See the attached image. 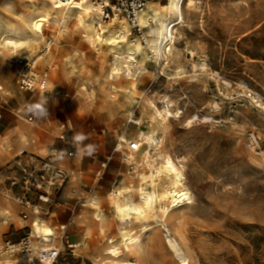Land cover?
Wrapping results in <instances>:
<instances>
[{
  "label": "rangeland",
  "instance_id": "rangeland-1",
  "mask_svg": "<svg viewBox=\"0 0 264 264\" xmlns=\"http://www.w3.org/2000/svg\"><path fill=\"white\" fill-rule=\"evenodd\" d=\"M98 1L93 4L100 6ZM148 1L160 10L169 4ZM190 1L185 0L183 21L173 30L172 50L161 60L149 49L152 21L142 23L148 37L144 45L130 23L117 17L128 26V45L144 47L146 58L131 76L122 70L112 77L114 68L127 65L116 60L126 45L113 51L106 45L93 48L84 15L34 31L29 23L45 11V0H0V264H16L35 245L40 254L27 264H50L42 253L53 249L60 251L53 264H111L115 257L107 250L119 245L121 230L138 233L143 222L156 220L134 251L119 245L118 259L181 264L167 244L166 227L189 264H264V153L257 155L246 141L253 132L264 146V110L251 104L239 86L248 82L264 100V0ZM115 18L101 15L100 23L110 27ZM11 33L22 38L16 52L2 44L3 37L13 38ZM50 37L55 43L45 53L43 44ZM39 56L37 72L49 78L48 92H40L47 98V113L29 124L22 109L38 102V91L19 90L17 65ZM216 102L219 110L213 108ZM152 105L162 114L169 110L155 135L161 140L157 147L179 168L192 203L166 218L150 213L146 222L121 221L110 203L112 192L122 180L135 186L141 181L136 174L129 177L123 159L130 152L127 142L121 152L114 148L119 140H136L135 122L151 115ZM26 128L38 134L30 137ZM78 134L85 139L75 140ZM54 148L73 154L63 160L71 163L63 166L68 183L60 192L52 187L28 191L22 169L32 164L39 169ZM169 182L164 175L160 184ZM24 195L28 210L21 204ZM33 222L54 234L48 240L40 234L31 238Z\"/></svg>",
  "mask_w": 264,
  "mask_h": 264
},
{
  "label": "bare ground",
  "instance_id": "bare-ground-1",
  "mask_svg": "<svg viewBox=\"0 0 264 264\" xmlns=\"http://www.w3.org/2000/svg\"><path fill=\"white\" fill-rule=\"evenodd\" d=\"M191 1L190 3H192ZM184 3L185 0H169V4L162 10L152 4H146V8L140 16L141 24L147 23L149 20L154 24L149 31L151 37L149 49L157 60L168 56L172 50L175 40L173 30L175 26H178L183 21ZM45 8V11L39 15H34L29 23L34 31L42 30V25L44 27L50 25L60 27L73 14H76L79 19L81 15H84L85 20H82L87 23V26L85 23L83 24L87 27L85 28L88 32L87 37L93 48L99 49L101 46L106 45L113 51L122 47V44L126 45V49L117 54L116 60L120 64L127 63V65H122V69L114 68L111 73L112 77L119 75L122 70L125 76H131L132 69L135 67L140 69L142 67L141 65L146 58L144 47L139 44L136 46L128 45L126 40L128 26L125 25L122 19L120 20L116 17L110 21V27L103 26L100 23L102 13L100 6L94 5L93 0H45ZM82 20L80 21L83 22ZM10 37L13 38L5 40L6 37H3L2 44L4 42V47H11L12 51L16 52L22 46V43H20L22 38L16 33H11ZM31 53H33L32 49ZM40 59H43V56H39L36 61ZM150 110L151 115L135 122L137 126L136 140L140 143V148L137 151L124 153L123 158L130 167L128 172L130 179L133 178V174H136L141 183L135 186L131 182L132 180H122L112 192L113 198L110 203L116 209L121 221L134 218L140 222H146L150 213L155 215V219L156 217L159 219L166 218L175 209L192 203V196L184 185L179 168L166 154L159 151V147L154 145L157 129L165 123L169 110L166 109L167 113L162 114L155 105H152ZM180 113L178 112L177 114ZM28 134H30V131ZM125 142L129 145L131 141L125 140ZM164 175H169L170 177V182L167 186L160 184ZM143 184H148L149 188H144ZM133 194L135 195L134 200L131 199ZM157 223L158 221L156 220L154 224ZM154 224L143 222L139 227L138 233L126 229L121 230L119 245L126 252L134 251L140 245L142 236L151 229L153 230ZM32 227L31 238L36 234H40L44 240H48L54 234L53 230L45 224L40 225L37 222H33ZM163 229L167 233L166 241L172 253L181 264H189L188 257L181 245L175 238L171 237L169 229H166V227ZM119 245L114 244L107 250L115 257L111 264H133L131 261L118 259L120 256ZM9 249L11 248L9 247ZM49 252L42 253V260L46 258L51 264ZM39 254L40 249L36 245L31 246L29 251H25L21 257L17 258L16 264L35 263L33 257ZM9 264L14 263L10 262Z\"/></svg>",
  "mask_w": 264,
  "mask_h": 264
},
{
  "label": "built area",
  "instance_id": "built-area-1",
  "mask_svg": "<svg viewBox=\"0 0 264 264\" xmlns=\"http://www.w3.org/2000/svg\"><path fill=\"white\" fill-rule=\"evenodd\" d=\"M147 1L148 0H99L98 2L102 12L101 15L105 20H109L111 16L123 18L130 23L140 41L144 45H147L148 37L145 33V27L139 20L142 12L146 8ZM54 43L55 42L52 37L48 38L43 44V52H50ZM36 62V59L31 61L27 59L19 60L17 65V85L20 91L30 93L36 91L44 93L47 92L49 78L47 74H40L37 72ZM219 83H222L223 85L227 84L221 78H219ZM239 86L241 91L245 92V95L247 99L250 100L251 104L256 106L258 109L264 110V100L256 93H253L254 91L249 88L248 82L244 81ZM227 87L232 88L233 84L228 83ZM217 104L213 105L215 110L220 109L219 104ZM36 105H39L40 107L36 108ZM41 109L43 111H41ZM46 111L47 110L43 102L29 101L23 106L22 114L27 123L33 124L43 119L47 113ZM210 119V122L215 121L212 116ZM63 139V136L59 138L60 141H63ZM246 141L248 147L257 155H263V142L257 134L253 132L248 133ZM160 142L161 140L159 138H154V145L158 146ZM125 143L126 142L124 140H119L115 145L114 151L121 152L124 149L123 144ZM128 147L130 151H137L140 148V143L137 142V140L131 141ZM72 156V152L64 153L57 148L52 149L45 159H41L39 169L33 164L32 166H25L22 169L24 186L28 191L31 187H34L38 191H42L46 187H52L57 192H60V190L68 183L70 178L69 172L61 164V159L63 157ZM12 185L15 186L16 183H13ZM42 196L46 197H41L45 202L49 201L47 194H42ZM21 204L24 206L23 208L27 210L30 209V200H25V195L21 199ZM24 218H27L26 214H24ZM59 254L60 251L56 249L49 252V256H51V264L56 261Z\"/></svg>",
  "mask_w": 264,
  "mask_h": 264
},
{
  "label": "crops",
  "instance_id": "crops-1",
  "mask_svg": "<svg viewBox=\"0 0 264 264\" xmlns=\"http://www.w3.org/2000/svg\"><path fill=\"white\" fill-rule=\"evenodd\" d=\"M151 2H154V0H150ZM150 1H148V2H150ZM47 90H48V88H47ZM48 92V91H47ZM46 92V93H47ZM47 100V98H46V96L43 94V95H41L40 94V92H38V99L36 100V101H38V102H43V101H46ZM42 120V119H41ZM41 120H39V121H41ZM38 122V121H37ZM30 131V137L31 136H34V135H37L38 134V131L39 130H37V129H33V128H26V133L28 134V132ZM32 143H34V141H32ZM66 157H63L62 159H61V164H62V166H65V167H70L71 166V163L70 162H67V163H64L63 162V160L65 159ZM105 167V166H104Z\"/></svg>",
  "mask_w": 264,
  "mask_h": 264
},
{
  "label": "clouds",
  "instance_id": "clouds-1",
  "mask_svg": "<svg viewBox=\"0 0 264 264\" xmlns=\"http://www.w3.org/2000/svg\"><path fill=\"white\" fill-rule=\"evenodd\" d=\"M35 107L39 108L40 106L36 105ZM41 111H43V110L41 109ZM83 139H85V137L82 134H78V135L75 136V140H77V141H80V140H83Z\"/></svg>",
  "mask_w": 264,
  "mask_h": 264
}]
</instances>
